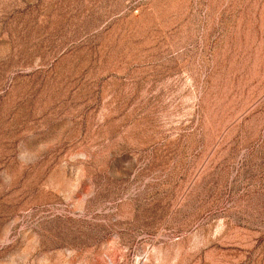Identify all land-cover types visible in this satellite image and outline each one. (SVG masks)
I'll return each instance as SVG.
<instances>
[{
	"label": "rangeland",
	"instance_id": "1",
	"mask_svg": "<svg viewBox=\"0 0 264 264\" xmlns=\"http://www.w3.org/2000/svg\"><path fill=\"white\" fill-rule=\"evenodd\" d=\"M0 264H264V0H0Z\"/></svg>",
	"mask_w": 264,
	"mask_h": 264
}]
</instances>
